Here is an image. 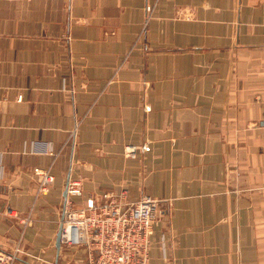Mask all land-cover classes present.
<instances>
[{"label":"crops","instance_id":"crops-1","mask_svg":"<svg viewBox=\"0 0 264 264\" xmlns=\"http://www.w3.org/2000/svg\"><path fill=\"white\" fill-rule=\"evenodd\" d=\"M263 118L264 0H0V255L86 264L77 181L158 200L149 264H264Z\"/></svg>","mask_w":264,"mask_h":264},{"label":"built area","instance_id":"built-area-1","mask_svg":"<svg viewBox=\"0 0 264 264\" xmlns=\"http://www.w3.org/2000/svg\"><path fill=\"white\" fill-rule=\"evenodd\" d=\"M144 150V147L140 149ZM124 153L126 157L135 158L137 148L126 145ZM37 175V194L42 195L53 182V176L47 171L37 172ZM79 193V183L69 181L59 221L60 243L83 250L86 264H149L158 200L150 196L128 200L127 189L118 188L89 196L77 205L71 196ZM6 214L13 215L11 210ZM21 220L24 225L31 223L29 216ZM14 258L13 254H2L0 264H11Z\"/></svg>","mask_w":264,"mask_h":264},{"label":"water","instance_id":"water-1","mask_svg":"<svg viewBox=\"0 0 264 264\" xmlns=\"http://www.w3.org/2000/svg\"><path fill=\"white\" fill-rule=\"evenodd\" d=\"M59 243H60V230L58 231L56 236V245L59 246Z\"/></svg>","mask_w":264,"mask_h":264},{"label":"rangeland","instance_id":"rangeland-1","mask_svg":"<svg viewBox=\"0 0 264 264\" xmlns=\"http://www.w3.org/2000/svg\"><path fill=\"white\" fill-rule=\"evenodd\" d=\"M263 120H264V118H263ZM263 127H264V124H263ZM155 199V198H154ZM157 200V199H156Z\"/></svg>","mask_w":264,"mask_h":264}]
</instances>
